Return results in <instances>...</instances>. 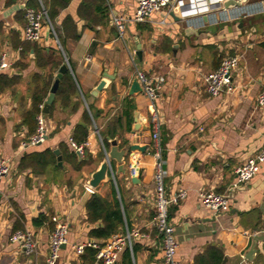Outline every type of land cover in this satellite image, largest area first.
<instances>
[{
    "label": "crops",
    "instance_id": "1",
    "mask_svg": "<svg viewBox=\"0 0 264 264\" xmlns=\"http://www.w3.org/2000/svg\"><path fill=\"white\" fill-rule=\"evenodd\" d=\"M23 5L26 0L9 6L6 0H0V57L8 53L11 64L2 73L20 78L14 86L0 89V155L9 160L11 168L0 183V264L44 263L55 217L70 225L68 243L62 247L56 264H97L101 262L97 257L91 263L90 257L84 259V251L78 254L75 247L103 246L113 235L127 231L138 245L135 264H166L163 243L154 226L156 184L149 100L143 93H129L138 70L164 79L156 105L163 115L165 189L168 195L182 187L188 192L184 200L171 206L177 258L182 264H192L209 244L215 243L223 249L227 264H264V240L255 242V235H264V164L245 186L238 184L235 173L237 165L256 155L264 145V107L256 102L264 89V12L233 22H207L197 34H188L185 18L164 9L145 22L129 21L124 35H120L113 17H132L135 0H70L60 10L55 26L63 35L76 31L80 36L67 38L63 46L48 27L42 41L22 38L26 23ZM201 5H208L202 9L205 19L208 9L216 7L208 2ZM67 16L72 20L64 26ZM24 43L30 45L29 53L20 61ZM227 55L240 57L239 67L232 74L235 90L210 96L205 78ZM37 56L41 65L37 64ZM65 62L79 95L66 107L56 95L46 116L48 138L27 152L47 148L55 151L61 143L70 146L75 126L82 121L85 109L90 111L93 106L100 113L89 129L88 144L83 153L75 151L79 160L86 152L91 159L76 169L60 149L62 165L55 154L57 164H50L42 173L22 170L19 164L26 151L22 141L31 136L22 120L24 111L31 107L33 76L39 73L46 80L52 77L53 85ZM103 78L106 87L95 96L93 89ZM129 103L130 130L116 129L111 136L110 123L114 124ZM135 109L145 117L147 129L133 131ZM112 139L117 140L125 156L122 163L110 161L109 176L94 193L111 199L116 190L127 218L119 232L98 240L91 235L99 223L88 221L86 204L92 193L85 186L107 157ZM132 177L138 180L133 182ZM201 189L229 195V210L215 214L199 200ZM17 230L33 233L36 253L27 254L11 240ZM254 245L255 252L249 259L247 255Z\"/></svg>",
    "mask_w": 264,
    "mask_h": 264
},
{
    "label": "built area",
    "instance_id": "2",
    "mask_svg": "<svg viewBox=\"0 0 264 264\" xmlns=\"http://www.w3.org/2000/svg\"><path fill=\"white\" fill-rule=\"evenodd\" d=\"M136 10L132 17L123 15H114L113 22L120 35H124L129 21L133 23L145 22L151 18L154 13L162 12L164 9L177 13L185 18L189 27L196 29L203 28L207 22H233L242 18L253 16L264 12V0H244L240 4L226 6L229 0H206L212 5L213 9H208L209 13L206 19L203 17V8L208 5L205 0H135ZM200 5V6H197ZM200 10V11H198ZM193 13V14H192ZM25 27L22 31V38L29 42L42 41L45 35V28L55 36L57 43L60 45L55 27L50 20L47 10L42 5L40 8L25 6ZM165 23V20H162ZM8 53H3L0 57V73L10 67L7 61ZM240 57L238 55L225 56L220 65L211 71L205 78L206 90L210 96H218L223 93H230L235 90L232 74L238 69ZM136 78L142 87V93L149 100L148 123L152 136V156L154 158V181L156 184L155 196V216L154 226L161 237L163 243V258L166 264H182L177 258L178 241L176 238V227L171 220V206L178 204L188 196L185 188H179L174 194L168 195L165 189V169L163 159V146L161 142V126L163 115L156 105L158 91L163 84V77L150 75L145 71L138 70ZM257 106L264 107V89L259 93L256 99ZM44 104L41 105L42 111L37 115L38 126L34 134L28 139L22 141L23 149L42 144L49 136L47 126V114L43 111ZM87 141L77 143L72 138L70 145L79 153H83ZM107 154V152H106ZM264 164V145L259 152L247 158L235 168L236 179L238 184L245 186L250 183L253 177L261 171ZM9 160L0 155V183L4 177L10 173ZM88 193H94L95 187L89 184L85 186ZM198 198L203 205L211 209L215 214L228 211L230 208V199L227 194L221 193L215 189H201ZM55 228L51 233L49 249L44 263L56 264L60 256V251L68 243L69 223L58 217L54 218ZM134 235L127 231L113 235L109 241L103 245L93 244L97 248L96 257L103 264H115L118 262L121 252L126 246L132 249ZM11 240L18 243L24 251L31 255L37 252V241L29 230H17L12 234ZM85 246L77 245L75 251L78 254L83 253Z\"/></svg>",
    "mask_w": 264,
    "mask_h": 264
},
{
    "label": "trees",
    "instance_id": "3",
    "mask_svg": "<svg viewBox=\"0 0 264 264\" xmlns=\"http://www.w3.org/2000/svg\"><path fill=\"white\" fill-rule=\"evenodd\" d=\"M18 1L20 0H6V5L9 6L15 4ZM69 2L70 0H26V6L40 8L43 5L45 7L48 16L58 34V38L60 39L63 46L67 38L71 37L73 39H78L80 36V34L76 31H71L69 33L66 32L65 35H63L61 31H59V28L55 26V20L59 15L60 10L62 8H65ZM83 5L84 4L82 3L81 9H83ZM71 20L72 17L67 16L63 22L64 26L68 21ZM29 48L30 45H25L24 43L20 61H22L23 58L28 55ZM36 58L37 64L41 65V63L39 62V57L37 56ZM19 79L20 78L18 76L9 77L7 74L0 73V89L14 86L19 81ZM32 84L33 88L31 92V107L24 111L22 120V125L28 127L29 135L34 134L37 129V115L42 111L41 105L45 103V99L50 92V88L52 86V77L46 80L44 74L35 73L32 79ZM56 95L57 99L61 101L63 107L68 106L73 97L79 95L76 81L69 71L66 72L61 78ZM79 101H81L82 103L80 96ZM127 107L128 108L124 111L123 114H120L115 118L114 124L110 123L108 133L111 136H114L116 134V129L130 130L132 121V105L129 103ZM99 113L100 110L95 109L93 106H90V111L89 109H85L82 116V121H80L73 130L72 139L77 143H84L88 138L89 129L94 124V121L97 120ZM111 127L115 130H111ZM105 143L108 147L109 142L105 140ZM32 148L34 147L26 149V151L23 153L19 164L20 169H31L35 173H42L50 164H57V157L52 149L47 148L42 151L27 152ZM70 148H72L71 145L68 146L65 143H61L60 149L63 153L64 159L73 161L76 169H81L83 166L88 164L91 157L87 152L85 153L84 158L79 160L75 150L73 148L71 150ZM86 207L88 213V221L92 224L99 223L97 227H94L91 230V235L98 240L107 239L111 235L119 232L126 222V208H124V212L116 190L114 191L111 199L103 197L100 193H92L87 201ZM42 219L45 220L46 217L42 216ZM41 223L42 221L40 220L38 224ZM262 223L264 224V220L262 221ZM18 227L19 226H16L15 229H18ZM137 250L138 245L133 240L132 249H130L129 246L125 247L119 264H135L134 256ZM96 253V248L88 246L84 248L83 257L85 259L88 255L90 257V262L95 263ZM97 264L103 263L98 262ZM192 264H227V261L221 246L215 243H211L206 247L203 253L196 256Z\"/></svg>",
    "mask_w": 264,
    "mask_h": 264
},
{
    "label": "water",
    "instance_id": "4",
    "mask_svg": "<svg viewBox=\"0 0 264 264\" xmlns=\"http://www.w3.org/2000/svg\"><path fill=\"white\" fill-rule=\"evenodd\" d=\"M242 1L244 0H229L226 2V6H233L236 4H240ZM25 5H23L24 7ZM50 31V30H49ZM199 31L197 29H194L192 27H187L186 28V33L190 34V33H195L197 34ZM70 71L69 65L67 64V62L63 63L59 69V73L57 74V78L55 79L51 89H50V93L44 103V107H43V111L44 113H49L50 112V108L52 103L55 100L56 97V93L60 84V80L63 77V75ZM105 77L111 78L109 74H105ZM107 84V80L106 78H103L99 84L93 89V94L95 96H97L103 88L106 87ZM130 95L133 96L135 93H142V87L140 85V83L138 82V79L135 78L131 84V88L129 91ZM134 116V126H133V131H139L141 129H147V124L145 121V117L141 114L140 111H138L137 109L134 110L133 113ZM112 146L110 151L108 152L107 157L105 158V160L102 162V164L100 165V167L92 174L91 179L89 180V184L92 185L93 187L97 188L102 181L106 180L107 177L109 176V173L111 171L110 169V161L112 159L117 160L118 162L122 163L123 158L125 156V151L123 150H119L118 146H117V140L116 139H112L111 140ZM145 150V148L143 149ZM55 154H57L58 156V161H59V165H62V154L60 149H55ZM77 154H80L79 152H77ZM120 169L123 171V166L120 167ZM138 180V178L132 177V181L136 182ZM228 198H230L229 195H227ZM257 240H264V235H255V242H257ZM255 252V245L252 247V249L249 251V255H247V257L249 259L252 258L253 253ZM115 264H118V262H116Z\"/></svg>",
    "mask_w": 264,
    "mask_h": 264
}]
</instances>
